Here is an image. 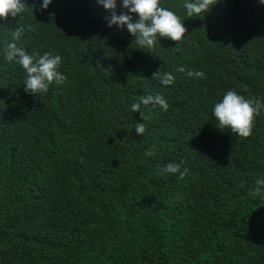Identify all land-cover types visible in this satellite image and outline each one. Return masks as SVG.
Masks as SVG:
<instances>
[{
    "label": "trees",
    "instance_id": "1",
    "mask_svg": "<svg viewBox=\"0 0 264 264\" xmlns=\"http://www.w3.org/2000/svg\"><path fill=\"white\" fill-rule=\"evenodd\" d=\"M185 2L161 0L186 32L152 49L97 0H23L0 21V264H264V111L248 137L212 116L228 90L264 101V5ZM21 29L28 54L62 57L63 84L24 92L4 55ZM157 94L167 110L131 111Z\"/></svg>",
    "mask_w": 264,
    "mask_h": 264
},
{
    "label": "clouds",
    "instance_id": "2",
    "mask_svg": "<svg viewBox=\"0 0 264 264\" xmlns=\"http://www.w3.org/2000/svg\"><path fill=\"white\" fill-rule=\"evenodd\" d=\"M53 0H40L39 8L44 11ZM118 0H97L106 10H111L106 23L109 28L115 25L118 29H126L135 38L136 44L140 48L152 49L158 38H167L171 41H179L185 36L186 29L180 18L171 10L161 6V0H119L122 9L127 13L117 14L115 9ZM260 5H264V0H258ZM211 0H186L184 8L188 16L198 15L209 9ZM23 0H0V21L8 18H15L23 12ZM135 15V19L133 18ZM21 30L6 44L4 48L5 58L9 61H16L24 70L23 90L26 94L36 95L48 91L49 85L53 82L63 84L67 77L59 70L62 57L51 53H44L36 56L28 54L22 47H19L16 40L19 38ZM182 70V69H181ZM204 78L202 71L188 73ZM174 81L170 73H165L161 78V83L169 85ZM140 104L160 106L167 110L166 100L159 94L141 97L139 103L130 105L132 112H137ZM264 111V101L246 99L234 90H228L223 94L212 107V116L218 122L220 128L229 129L239 137H248L252 133L254 118ZM137 135L145 132L143 123H138L135 127ZM183 175L179 163H169L162 170L164 174ZM258 189L264 186V180H257Z\"/></svg>",
    "mask_w": 264,
    "mask_h": 264
}]
</instances>
